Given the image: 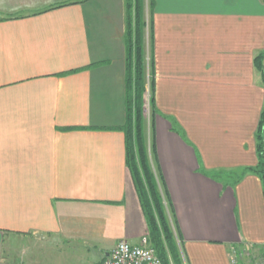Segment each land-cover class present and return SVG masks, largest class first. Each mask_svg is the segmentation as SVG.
Here are the masks:
<instances>
[{"label":"crops","instance_id":"0c3cea01","mask_svg":"<svg viewBox=\"0 0 264 264\" xmlns=\"http://www.w3.org/2000/svg\"><path fill=\"white\" fill-rule=\"evenodd\" d=\"M151 2L146 149L174 238L188 264L264 254V0ZM126 30V0H0V264H99L149 235Z\"/></svg>","mask_w":264,"mask_h":264},{"label":"trees","instance_id":"16d2710c","mask_svg":"<svg viewBox=\"0 0 264 264\" xmlns=\"http://www.w3.org/2000/svg\"><path fill=\"white\" fill-rule=\"evenodd\" d=\"M126 85L127 120L121 128L126 138L127 165L136 192L147 219L151 246L156 250L163 264H170L168 254L174 263L183 264L179 248L169 224L157 179L151 169L147 149L145 127V94L149 88V106L156 113L154 100V71L152 57V11L150 0V22L144 14V0H126ZM149 30L150 59L147 63L146 29ZM256 67L264 77V53L256 58ZM258 165L251 169L259 176L264 189V111L257 133ZM264 255V254H263ZM241 264V263H238Z\"/></svg>","mask_w":264,"mask_h":264},{"label":"built area","instance_id":"2783aa9c","mask_svg":"<svg viewBox=\"0 0 264 264\" xmlns=\"http://www.w3.org/2000/svg\"><path fill=\"white\" fill-rule=\"evenodd\" d=\"M99 264H163L146 235L139 245L126 239L120 240L110 255Z\"/></svg>","mask_w":264,"mask_h":264},{"label":"rangeland","instance_id":"374dc122","mask_svg":"<svg viewBox=\"0 0 264 264\" xmlns=\"http://www.w3.org/2000/svg\"><path fill=\"white\" fill-rule=\"evenodd\" d=\"M150 0H144V14H145V20L147 22V24L150 22V16H151V12H150ZM146 53H147V63L149 62L150 59V40H149V30L148 27L146 29ZM145 107H144V114H145V123L147 124V117L149 115V111H150V106H149V88L147 89V93L145 94ZM145 133H147L146 135H148V130L144 127ZM147 137V136H146ZM157 176V175H155ZM156 179L158 180V176L156 177ZM160 183V180H158ZM164 202V200H163ZM165 206V204H164ZM149 237V235H148ZM176 241V238H175ZM176 246L177 248H179L180 250V254L183 260V264H188L186 262V258L184 256L183 253V248H182V244H180L179 241H176ZM168 258H169V262L170 264H176V262L174 263V260L172 258V256L170 255V253L168 254ZM242 258V259H241ZM235 264L241 263V264H264V255L262 254L261 251H257V250H250V249H246V250H242L241 251V256H238L237 260H234Z\"/></svg>","mask_w":264,"mask_h":264}]
</instances>
